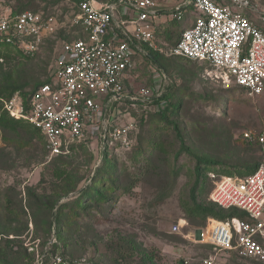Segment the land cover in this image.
<instances>
[{
	"label": "rangeland",
	"instance_id": "1",
	"mask_svg": "<svg viewBox=\"0 0 264 264\" xmlns=\"http://www.w3.org/2000/svg\"><path fill=\"white\" fill-rule=\"evenodd\" d=\"M153 1L163 14L154 42L164 50L193 24L196 12L191 6L184 8L188 0ZM253 2L245 10L252 13ZM178 5L183 8L182 18L175 21L171 13ZM0 9L52 15L60 25L30 56L0 43V55H8L0 56V90L16 88L28 94L48 79L63 43L85 35L72 25L73 0H0ZM157 53L174 82L167 102L179 103V109L167 114V120L157 114L154 103L136 117L135 111L130 114L133 145L127 152L107 153L117 180L112 188L97 187L103 198L88 192L81 195L92 178L94 182L101 177L94 173L101 165L103 149L95 142L50 157L39 134L28 132L23 123L12 129L0 127V264H29L35 247L55 249L77 264H202L208 257L218 264H258L198 243L195 233L204 224L187 217L183 207L191 204L195 156L218 161L221 166L215 169L232 172L238 163L260 162L258 150L242 135L264 133V95L250 97L236 85L224 87L205 78L206 64ZM140 63L126 80L129 94L152 88L145 61ZM169 120L177 123L187 150H181ZM157 143L165 155L155 150ZM203 189L196 201L211 204L208 175ZM177 224L179 232L172 233ZM7 239L15 240L8 244Z\"/></svg>",
	"mask_w": 264,
	"mask_h": 264
},
{
	"label": "built area",
	"instance_id": "2",
	"mask_svg": "<svg viewBox=\"0 0 264 264\" xmlns=\"http://www.w3.org/2000/svg\"><path fill=\"white\" fill-rule=\"evenodd\" d=\"M252 13L264 22V0H251ZM250 0H188L196 12L193 24L182 31L178 41L164 50L155 45L156 20L160 11L153 0H74L72 25L85 37L63 43L49 73L25 99L20 94L0 98L10 118L35 128L50 157L65 155L70 147L95 142L98 149L109 147L116 154L127 152L133 140L130 111L150 107L169 85V78L154 65L148 66L152 88L127 93L125 83L133 77L146 54L141 44L163 53L208 65L205 78L224 87L236 85L250 97L264 95V30L242 14ZM180 6L172 19L182 18ZM60 29L52 15L32 11L13 13L0 9V43L14 47L25 56L33 55L44 41ZM165 102H160L164 106ZM126 122H125V121ZM119 121H123L119 124ZM255 143L261 163L247 177L208 173L212 189L208 202L222 209L236 208L246 220L207 218L195 233L198 243L240 259L264 264V133H243ZM180 224L171 228L179 232ZM199 235L197 237V232ZM33 249V248H31ZM32 264H77L60 254L35 247ZM202 264H218L208 257Z\"/></svg>",
	"mask_w": 264,
	"mask_h": 264
},
{
	"label": "trees",
	"instance_id": "3",
	"mask_svg": "<svg viewBox=\"0 0 264 264\" xmlns=\"http://www.w3.org/2000/svg\"><path fill=\"white\" fill-rule=\"evenodd\" d=\"M113 1H115V0L99 1V2H113ZM12 12L18 13L15 11H12ZM140 46L144 50V52L146 53L144 55V57H142V60L145 61L144 65L146 66L147 72H149L148 66L154 65L158 70H160L161 72L166 74L170 80L169 85L164 89V92L162 93V95L159 98H154L152 103H150V106L154 103L156 106L157 114L162 119L167 120L168 119L167 114H170V115L175 114L179 109V103H173L171 101L167 102L168 101V95L171 92V89L174 87L173 86L174 85L173 79H170L169 73L166 71V69L163 67V65H161V63L159 62V59H161V58L159 57L160 55H158L157 51L150 49L146 44H141ZM11 48H14V47H11ZM0 50H2V49H0ZM0 56H3L5 58L8 57V55H0ZM172 58H181V57H172ZM0 61H2L1 58H0ZM140 64L143 65L142 62ZM141 65H139V66H141ZM149 77L151 78L150 74H149ZM46 82H49V77H48V79H46V81H44L42 83H46ZM42 83H39V85ZM17 90L18 89H16V88H12V89L10 88L9 89V88L5 87V88L0 90V98H9V97L13 96L14 94H20L23 98L27 99V98H29V96L33 92L32 91V92L27 94V93H22L20 91L18 92ZM162 101L165 102L164 106H160V102H162ZM138 110L141 111L140 108ZM129 113L132 114V113H134V111L129 110ZM137 113L138 112L134 113L135 117H136ZM142 118L147 119L144 116ZM170 122H171L170 124H171L172 129L175 133L176 138L178 139V141H180L181 150L182 149L187 150L183 146V138L180 135L181 131H180L177 123H174L172 121H170ZM19 124H22L23 127L28 128V130H27L28 132L33 133V134L35 133L37 135L39 134V132L35 128H33L31 125L25 123L24 121L14 120V119L10 118L4 111H2L1 106H0V127H2V128H8L9 127L12 129L13 127H15ZM39 136H40V134H39ZM40 138H41L42 145H43V151L47 154V152L44 148V140L41 136H40ZM242 139L244 141H246L247 143L254 145L259 152V149L255 143L248 142L244 138H242ZM75 146L76 145L70 147V150H72ZM77 146H81V145H77ZM154 148H155V150H157V152H159V154H161V155L166 154L164 147L160 143L155 144ZM111 152H112L111 149L106 146L104 151H103V154H102L101 165L94 173V174L101 173V177L100 178L97 177L94 182H93V180H92L93 178H92L91 182L89 184L90 187L88 185H86V187L89 189L82 191L81 195L86 194L88 192V196H92V197L97 196L99 198H101V197L103 198L102 190L97 189V187L98 188L99 187L100 188L105 187V186L107 188L113 187V185L115 184V182L117 180V177L116 178L113 177V175L115 174V168H114L113 164L111 163V161L106 158L107 153H111ZM178 154H176L175 157H177ZM259 156H260V154H259ZM194 159L196 161V164H195L194 169H193L194 180H193L192 186H191L190 191H189V197H190L191 204H190V206L186 205L185 207H183V211H184L185 215L187 217H189L190 219L201 222L202 224H205V221L207 218H212V219H215L218 221H223V220L235 217V218H240L242 220H246L245 214L236 208L222 209L221 207H219L215 204L201 205L196 201V197H197V194L204 191L203 188H204L205 182L207 181V175L209 173L208 172L209 170L213 169L216 172L215 174H217V175H224V176H228V177H241V178L247 177V176L252 175L257 170V168L259 167V165L261 163V156H260V162H258V163H254V164H251L248 166H246L245 163H242V164L238 163L237 169L235 172L230 171L229 168L215 169L216 168L215 166H221L219 164V162L215 161V160H209L207 158H202V157H197V156H195ZM241 168L243 169L242 171H240ZM92 187H96L95 191L93 193L89 192V191H91ZM58 199H59V197L56 198V200H58ZM56 200L54 199V202H53L54 204H55ZM14 240L15 239H7L6 243H8V244L10 242L13 243ZM42 250L43 249H41V251ZM49 250H51L52 253H55L54 252L55 249H49ZM231 255H233V254H231ZM62 256H64V255H62ZM33 260H34V253H31L29 264H32ZM70 262H72V261H70ZM258 264H260V263H258Z\"/></svg>",
	"mask_w": 264,
	"mask_h": 264
},
{
	"label": "crops",
	"instance_id": "4",
	"mask_svg": "<svg viewBox=\"0 0 264 264\" xmlns=\"http://www.w3.org/2000/svg\"><path fill=\"white\" fill-rule=\"evenodd\" d=\"M242 14L247 17L250 21H252L254 24H256L259 28H261L262 30H264V22L261 21L256 15H254L253 13H251L248 10L242 9ZM160 13V17L157 18L156 23H161L163 22V14L161 12ZM158 27V24L156 25V28Z\"/></svg>",
	"mask_w": 264,
	"mask_h": 264
},
{
	"label": "water",
	"instance_id": "5",
	"mask_svg": "<svg viewBox=\"0 0 264 264\" xmlns=\"http://www.w3.org/2000/svg\"><path fill=\"white\" fill-rule=\"evenodd\" d=\"M198 235H199V231L197 232V237H198Z\"/></svg>",
	"mask_w": 264,
	"mask_h": 264
}]
</instances>
